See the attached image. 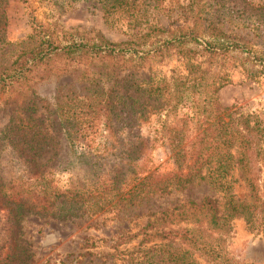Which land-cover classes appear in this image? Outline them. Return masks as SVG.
Returning <instances> with one entry per match:
<instances>
[{
  "label": "trees",
  "instance_id": "1",
  "mask_svg": "<svg viewBox=\"0 0 264 264\" xmlns=\"http://www.w3.org/2000/svg\"><path fill=\"white\" fill-rule=\"evenodd\" d=\"M109 2L121 0L102 6ZM32 12L31 32L14 43L17 53L0 71V93L19 90L28 73L53 59L72 68L61 69L66 72L83 61L91 66L75 75L78 89L58 85L50 98L30 92L12 102L0 125V264H237L226 242L231 219L241 218L264 238V126L250 113L219 105L209 87L219 89L226 79L209 75L197 58L230 55L257 81L264 56L220 30L208 37L168 32L145 47L102 36L59 40ZM176 47L183 49L185 74L135 76L144 61ZM202 90L190 122L174 117L184 92ZM202 112L213 117L206 126L197 118ZM158 145L173 163L160 175L151 170ZM62 173L72 181L61 184ZM237 178L248 200L231 191ZM200 182L220 195L141 208ZM106 213L113 231L96 234ZM49 222L84 233L75 250L39 252L35 236Z\"/></svg>",
  "mask_w": 264,
  "mask_h": 264
},
{
  "label": "rangeland",
  "instance_id": "2",
  "mask_svg": "<svg viewBox=\"0 0 264 264\" xmlns=\"http://www.w3.org/2000/svg\"><path fill=\"white\" fill-rule=\"evenodd\" d=\"M103 1L0 0V71L14 59L17 53V45L14 43L31 32L28 23V13L31 10L36 20L48 27L59 40L102 36L113 42L133 40L138 46L145 47L168 32L193 30L199 37H208L220 30L228 39L247 42L255 53L264 56V0H121L113 5L109 2L107 9L102 6ZM197 60L201 61L202 68L208 69L209 75L226 79L219 89L209 87V93L219 105L250 113L264 126V77L257 81L249 79L240 63L230 55L223 58L200 57ZM183 61V49L172 48L160 57L144 61L143 67L138 69L135 76L138 79L146 78L148 70L166 75L170 70L185 74ZM83 62L85 65L78 64L75 72H66L61 69L72 68L66 66L64 61L50 60L28 73L27 79L18 87L19 90L0 93V104H4L0 125L11 111L12 102H22L27 93L33 92L39 97L50 98L58 85L80 88L82 84L77 82L75 75L83 67L91 66L90 62ZM206 92H184L181 102L173 111L174 117L185 118L190 122L195 112L193 99L202 98ZM205 114L202 112L197 118L205 120L203 125L206 126L213 121V117L211 113ZM172 169L173 163L167 148L158 145L152 152L151 170L160 175ZM232 174L236 177L235 171ZM58 177L61 184L72 181L71 174L62 173ZM231 191L244 200L249 199L247 188L238 178L231 182ZM203 195L218 197L220 193L211 189L207 183L200 182L163 197H152L141 208L155 210L182 202L188 197L198 200ZM103 216L106 219L96 234L111 232L115 226L112 219H107L110 213ZM144 219L141 217L137 222L143 223ZM89 231L93 233L92 230ZM82 235L84 233L79 229H69L49 222L40 235L35 236V240L40 237L39 252L47 257L75 250V243ZM226 242L234 261H238L237 264H264L263 235L259 229L249 228L241 218L231 219Z\"/></svg>",
  "mask_w": 264,
  "mask_h": 264
}]
</instances>
